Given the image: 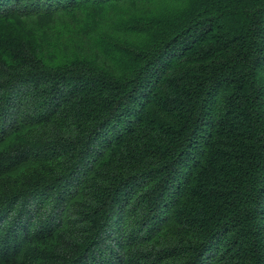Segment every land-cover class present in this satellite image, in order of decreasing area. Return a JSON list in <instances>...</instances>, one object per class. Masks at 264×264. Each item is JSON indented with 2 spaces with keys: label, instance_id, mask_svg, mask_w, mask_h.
I'll list each match as a JSON object with an SVG mask.
<instances>
[{
  "label": "trees",
  "instance_id": "trees-1",
  "mask_svg": "<svg viewBox=\"0 0 264 264\" xmlns=\"http://www.w3.org/2000/svg\"><path fill=\"white\" fill-rule=\"evenodd\" d=\"M0 264H264V0H0Z\"/></svg>",
  "mask_w": 264,
  "mask_h": 264
}]
</instances>
